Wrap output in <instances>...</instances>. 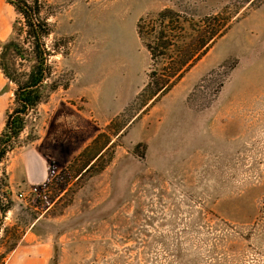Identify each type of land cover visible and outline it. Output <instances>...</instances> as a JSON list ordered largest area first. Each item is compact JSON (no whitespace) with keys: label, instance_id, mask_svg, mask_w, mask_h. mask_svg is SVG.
Masks as SVG:
<instances>
[{"label":"rangeland","instance_id":"rangeland-1","mask_svg":"<svg viewBox=\"0 0 264 264\" xmlns=\"http://www.w3.org/2000/svg\"><path fill=\"white\" fill-rule=\"evenodd\" d=\"M242 2L38 0L58 89L33 135L77 76L72 92L85 95L78 103L88 101L99 134L49 181L13 194L0 264H168L179 252L185 264H264V0ZM166 9L188 22L169 23V59L160 50L153 61L138 24L155 43ZM212 13L225 34L173 77L200 41L196 16ZM18 18L0 0V51ZM3 77L0 131L14 100ZM14 153L0 166L7 183Z\"/></svg>","mask_w":264,"mask_h":264},{"label":"trees","instance_id":"trees-1","mask_svg":"<svg viewBox=\"0 0 264 264\" xmlns=\"http://www.w3.org/2000/svg\"><path fill=\"white\" fill-rule=\"evenodd\" d=\"M7 1L15 7L19 18L13 26L12 38L2 44L0 51V70L8 83L13 86L14 93L13 105L7 111L4 129L0 131V166L9 154L26 145H32L40 138L33 135V129L39 117V107L58 89L57 85L49 83L52 69L49 64L50 52L46 47L45 39L51 34V29L48 22L41 17L40 9L37 7L38 0L35 7L26 0ZM251 1L243 0L242 3ZM217 17L215 13L196 16L200 18V27L197 29L200 41L197 46H190V48L194 47V56L182 59L177 70L173 72V77H183L186 67L207 54L210 44L225 34L226 29L223 30L222 26L212 28L215 26ZM171 21L188 22L177 10L166 9L160 12L155 17L153 26L156 28L158 25L160 35L155 43L145 36L148 28L145 20L141 19L138 24V34L146 44L153 61L158 58L157 53L160 50L165 52L162 53V59H169L171 45L165 43V38H168ZM202 25H207V28L205 29ZM151 76L154 82L155 75ZM169 86V84L161 85L158 93L167 92ZM25 133L26 137H24ZM12 196L9 184L0 173V234L4 227L6 213L12 206ZM17 245L14 243L11 251ZM167 260H169L168 264H185L184 255L180 252Z\"/></svg>","mask_w":264,"mask_h":264},{"label":"crops","instance_id":"crops-1","mask_svg":"<svg viewBox=\"0 0 264 264\" xmlns=\"http://www.w3.org/2000/svg\"><path fill=\"white\" fill-rule=\"evenodd\" d=\"M4 78V77H3ZM48 109L46 127L40 138L29 147L18 150L8 161L6 174L13 194H21L32 186L41 185L56 176L87 147L99 134L93 109L78 103L85 95L72 92ZM50 110V111H49Z\"/></svg>","mask_w":264,"mask_h":264},{"label":"built area","instance_id":"built-area-1","mask_svg":"<svg viewBox=\"0 0 264 264\" xmlns=\"http://www.w3.org/2000/svg\"><path fill=\"white\" fill-rule=\"evenodd\" d=\"M37 190H38L37 187H34L33 192H37ZM19 196H20V198H24V194L23 193H21Z\"/></svg>","mask_w":264,"mask_h":264}]
</instances>
